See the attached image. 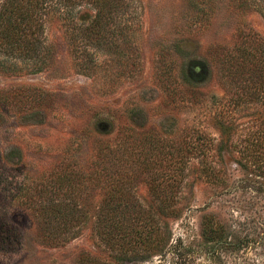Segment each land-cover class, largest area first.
I'll list each match as a JSON object with an SVG mask.
<instances>
[{
    "label": "rangeland",
    "instance_id": "1",
    "mask_svg": "<svg viewBox=\"0 0 264 264\" xmlns=\"http://www.w3.org/2000/svg\"><path fill=\"white\" fill-rule=\"evenodd\" d=\"M127 1L123 57L88 45L82 70L54 13L44 68L0 70V264H264V81L236 62L264 61V6ZM31 189L80 215L62 239Z\"/></svg>",
    "mask_w": 264,
    "mask_h": 264
},
{
    "label": "trees",
    "instance_id": "2",
    "mask_svg": "<svg viewBox=\"0 0 264 264\" xmlns=\"http://www.w3.org/2000/svg\"><path fill=\"white\" fill-rule=\"evenodd\" d=\"M231 2L237 8L246 9L254 6L256 11L263 13L261 5L264 6V0H232ZM83 6H89L87 10L91 13L82 12ZM54 13L64 21L67 29L72 31L73 41L80 46H85L84 51L82 50L76 58L82 70L89 72L96 66L92 53L86 50L88 45L102 50L104 47V52L116 58L123 57L127 48L126 42L130 40V26L121 23V17L133 14L131 3L127 0H3L0 4L1 71L16 73L23 69L20 59L29 61L32 58L35 59L34 63L38 69L44 68L50 58L52 47L45 42L43 35L47 21ZM239 52L241 55L237 57V65L243 70L250 68L264 81V61L257 58L255 49L248 44L244 49L240 47ZM112 158L109 156V160H104L113 163ZM66 176L63 175L59 182L72 186V181ZM31 191L32 189L27 192V203L32 208L38 209V214L45 220V224L48 225L45 226L48 238L62 239L63 235L69 232L68 225L80 215H77L74 207H69L65 198H55L57 191L44 196L43 193L46 190L39 189L35 198ZM112 193L114 192L109 191V195ZM113 218H115V211L114 208H110V215L106 219L100 217L98 220L100 229L103 230V225L112 221ZM125 219L127 221L128 217L125 216ZM53 222L56 224L52 226ZM116 222L117 224L114 225L109 223V226L115 229L114 239L119 236L124 238L127 232L122 233L121 230H117L115 227L118 226L119 221Z\"/></svg>",
    "mask_w": 264,
    "mask_h": 264
}]
</instances>
